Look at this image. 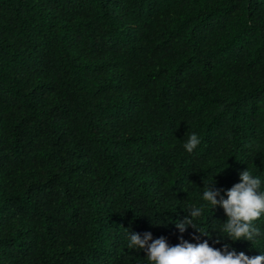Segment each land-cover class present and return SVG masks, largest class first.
Here are the masks:
<instances>
[{"label": "trees", "instance_id": "16d2710c", "mask_svg": "<svg viewBox=\"0 0 264 264\" xmlns=\"http://www.w3.org/2000/svg\"><path fill=\"white\" fill-rule=\"evenodd\" d=\"M247 169L264 191V0H0V264H148L145 232L264 255V217L176 226Z\"/></svg>", "mask_w": 264, "mask_h": 264}, {"label": "clouds", "instance_id": "9594fccd", "mask_svg": "<svg viewBox=\"0 0 264 264\" xmlns=\"http://www.w3.org/2000/svg\"><path fill=\"white\" fill-rule=\"evenodd\" d=\"M200 143L199 136L192 133L183 147L191 154ZM240 181L226 190V199L221 195V190L214 187V179L212 183L204 184L202 199L205 203L189 206V217L176 223L180 232L183 233L191 226L201 235H208L203 228L197 229L193 220L201 218L205 208L210 206L212 211L219 206L227 216V221L221 227L224 235L220 236L234 242L245 240L254 244L261 235L255 223L264 217V191H260V179L254 177L248 169L240 173ZM193 239L198 237L194 236ZM127 247L130 250H143L148 264H264V255L249 257L244 252L237 254L235 251H229L228 245H224V249L220 250L210 246L207 240L202 243H190L181 239L180 243L170 246L163 237L153 239L151 232H145L143 237L138 233L129 234Z\"/></svg>", "mask_w": 264, "mask_h": 264}]
</instances>
